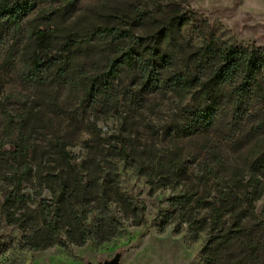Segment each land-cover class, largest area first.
<instances>
[{
    "label": "rangeland",
    "instance_id": "rangeland-1",
    "mask_svg": "<svg viewBox=\"0 0 264 264\" xmlns=\"http://www.w3.org/2000/svg\"><path fill=\"white\" fill-rule=\"evenodd\" d=\"M23 1L0 17V264H264V80L241 66L210 95L221 64L191 62L197 27L264 51V0ZM175 6L188 23L164 38ZM148 43L195 88L145 83L129 57ZM34 51L66 72L35 83Z\"/></svg>",
    "mask_w": 264,
    "mask_h": 264
},
{
    "label": "trees",
    "instance_id": "trees-1",
    "mask_svg": "<svg viewBox=\"0 0 264 264\" xmlns=\"http://www.w3.org/2000/svg\"><path fill=\"white\" fill-rule=\"evenodd\" d=\"M30 7L31 6L29 2L23 0H10V2L7 3L0 2V17L10 16V15L12 17L14 16L20 17L19 13L22 12V14H25L27 9ZM186 23H188L187 16H185V14L180 11L179 7L175 6L174 10L170 13L169 22L166 23V25L162 26L160 36L166 38L168 37V35H170L172 29L177 28L178 30H181ZM197 31L199 35L203 38V45L202 48L198 49L197 52L192 57L191 59L192 64L195 63L199 71L208 70L210 68L212 69L215 62L221 64L218 68L216 78L213 81V87L210 95L217 93L218 87L216 80L220 79L222 83L232 84L234 80L237 78L238 73L241 70V66L242 69L244 70L243 73L246 74L245 78L250 79L252 82L255 81V83H257L256 74L260 72L262 75V79L264 80L263 50H253V49L249 50L245 48H239V47L237 48L234 46L230 47L228 46V43L226 41H223L220 38V36H218V34L215 31L210 30V28L197 27ZM32 39L35 41V45H37L38 48L47 49V50L48 49L51 50L52 45L50 41L55 40L49 38L48 35H46V33L44 32H37ZM147 45L148 46L145 49L139 51L137 54H135L134 51H132L131 52L132 55H130L129 57V62L134 61L139 67L140 72L143 75V80H145V83L149 82L151 83V85H154L155 88H160L161 86H163L166 89H171L176 92L179 90L182 91L183 87H187L192 90L193 88H195L201 77L197 76L191 81H187V79L182 76L183 72L176 70L177 67L175 60L171 57L170 54L162 53L157 48L156 49L153 48L149 43ZM71 47H72L71 44L66 45L68 54L70 53ZM55 59L56 58L49 56V54L46 53L40 54L34 51L29 61L30 77L35 78V77H39L41 74H46L39 81L35 79L34 80L35 83H39V84L46 83L45 81L47 78L48 79L50 78L49 74L52 71H55L57 74L66 72L65 66L59 64L58 63L59 61H56ZM120 63L121 62L119 60H115L114 64L112 65V68L116 69V67ZM165 70H167L168 72L169 71L171 72L172 70L173 71L171 72L172 75H170L169 77L165 76L166 75ZM202 87L205 88L207 86L203 85ZM209 100L206 101L208 104V108H206L205 110H203L202 108H198V110L194 112L195 118L198 120L197 121L198 126L201 125V124L199 125L200 118L207 121L206 126L209 127L211 125V121L209 117L213 115L211 111L212 112L214 111V108L216 107L218 102H217V98L215 97H210ZM195 134L198 133L196 132ZM24 151H26V149ZM126 151L127 150L125 149H122L120 151V153L124 158L128 159L134 157L133 154H130ZM165 162H168L167 158L159 160V164H166ZM263 164H264V158L256 163L257 166L255 170L261 167L263 169ZM152 166L154 165L152 164ZM143 167L144 169L146 168L145 165ZM56 177L59 182L64 181L61 175ZM74 186H75L74 184L72 187L69 185L67 188H65V190L68 189L72 190ZM8 196L11 197L12 196L11 193ZM8 201H4L0 203V208L5 209V207L9 203ZM229 206L233 207L235 206V204H231L230 202ZM260 222L261 224H264V221H260Z\"/></svg>",
    "mask_w": 264,
    "mask_h": 264
}]
</instances>
